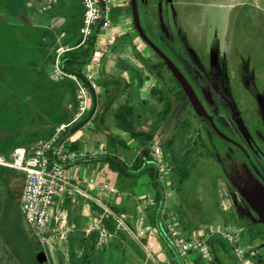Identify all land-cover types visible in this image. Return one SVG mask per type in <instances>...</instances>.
Here are the masks:
<instances>
[{
	"label": "rangeland",
	"instance_id": "rangeland-1",
	"mask_svg": "<svg viewBox=\"0 0 264 264\" xmlns=\"http://www.w3.org/2000/svg\"><path fill=\"white\" fill-rule=\"evenodd\" d=\"M119 1L121 0L116 3L119 4ZM121 2L127 8L130 0ZM138 3H141V0H137V5ZM141 5L143 7L139 19L147 34L168 52L183 72L191 70L197 85L206 91L207 102L200 98L195 89L188 90L196 112L204 118L203 125L209 127L211 122L208 116L217 118L224 109L238 130L245 134L246 126L239 110H243L242 102L247 101L251 112L247 117L248 125L254 128L255 122L264 123V0H146ZM14 10L17 16L15 21H18L15 24H24V7L17 5ZM35 11L34 17L37 19L45 15ZM111 32L118 35V38L114 50L108 53V61L112 62L116 76L131 82V88L114 106L124 103L132 94V102L137 104L143 124L148 125L151 120L148 113L144 112L141 101L148 100L152 103L150 89L155 81L151 79L143 88H139L137 81L132 80L131 73L123 74L122 68L144 69L137 59V53L153 62L158 59L134 30L129 14L120 15L118 20L112 23ZM6 36L0 32V41L3 42L0 46L9 49H6L8 57L17 63L25 61L27 52L13 45ZM101 101L100 99V103ZM108 135L119 136L126 141L128 148L118 146L115 149L108 146ZM201 135L206 138L203 128ZM68 140L79 141L85 153H116L128 163L138 154L137 144L115 127L111 112L107 114L103 126L97 127L92 119L86 127L71 135ZM209 144L206 143L203 148L206 153L211 151ZM211 144L216 152L214 157L207 154L201 158L194 157L193 161H198L190 179L183 184L180 193L169 191L165 208L174 214L175 223L180 228L178 211L182 210L206 232L232 229L237 230L234 231L236 233L244 219L253 217L250 204L263 214L264 184L252 170L235 165L234 159L224 162V167L219 157V139L214 137ZM151 156L156 159L153 151ZM162 157L166 161L164 151ZM114 185L122 196L127 195V204L125 207L112 202L108 204L112 209V206L124 209L121 212L113 209L117 213L132 215H127L126 223L135 227L137 212L146 214L143 204L146 205L154 196L150 180L147 176H142L135 187L128 188L126 185L120 188L116 179ZM5 198V189L0 184V202ZM139 203L142 205L138 207ZM93 204V201L81 197H78L76 203L66 202L61 209L67 215L71 231L63 240L55 238L50 246L42 243L33 234L24 218L23 228L29 240L41 247L49 264H71L72 258L79 260L86 254L93 264H154L147 260L141 246L115 221L109 220V223L105 224L103 219L108 217L104 216L100 207L94 209ZM95 219H102V224H96ZM78 221L81 222L80 230L84 235L76 229ZM92 225L94 229L91 228ZM225 225L230 227L225 228ZM93 232L97 233V237L88 240V244L83 247V238H89ZM149 241L157 261L168 264L171 250L174 251L169 238L163 239L149 234ZM17 245L20 264H37L27 241L20 239ZM241 245L244 246V243ZM216 250L222 264L235 263L236 257L232 252L228 255L220 249ZM72 253L75 256H72ZM175 258H179L177 254ZM0 264H15L5 247H0Z\"/></svg>",
	"mask_w": 264,
	"mask_h": 264
},
{
	"label": "trees",
	"instance_id": "trees-1",
	"mask_svg": "<svg viewBox=\"0 0 264 264\" xmlns=\"http://www.w3.org/2000/svg\"><path fill=\"white\" fill-rule=\"evenodd\" d=\"M26 1L23 0V7L35 14V10L26 6ZM60 3L61 0H57L51 11L45 15H51L55 6ZM71 4L66 16L69 19L66 29L43 28L40 26V18L37 20L38 24L32 28L24 24L0 25V32L7 35L8 37H6L11 43L27 52L26 60L17 63L8 57L9 49L0 46V154L10 158L16 150H30L38 142L52 138L61 127H63L60 133L61 139L67 140L71 135L86 127L92 119L97 127L103 126L107 114L111 112L115 127L126 133L137 144L138 154L135 159L128 163L116 153L106 151L96 154L87 153L84 157L77 159H85L86 163L91 162L98 170L107 166L119 182L118 187L120 188L126 185L128 188L135 187L142 176H147L154 194L153 205L146 208L147 222L158 230L163 239L168 237L171 241L165 225L167 218L166 192L180 193L182 191L183 184L190 179L198 161V159L193 161L195 156L201 158L207 154L209 157H214L216 152L212 149L211 142L218 135L211 124L209 127L203 125L204 118L196 112L186 90L154 51L153 53L158 59L157 62L137 53V59L144 69L122 68L125 72L131 73L132 80L137 81L139 88H143L145 83L151 79L155 81L150 89L152 103L148 100L141 101L144 112L148 113L151 120L150 124H143L137 104L132 102V94L129 95L131 98H128L127 101L114 106L118 99L131 88V82L120 76L108 74L103 66L96 75L101 92L98 95L93 93L90 110L76 120L79 112L78 83L70 75L75 76L79 81L85 80L86 68L95 50L99 27L95 29L92 37L83 42L80 28L84 8L82 2L80 3L81 7H74L73 2ZM141 7H143L141 3H138L139 16ZM126 14L130 15L134 27L130 3L127 8H112V23H115L120 15L126 16ZM134 30H136L135 27ZM144 31L146 32L145 29ZM65 33H70L72 37L66 42L60 43L58 38ZM148 37L151 39L149 35ZM61 45L66 47L63 52L59 53L58 49ZM156 45L168 55L165 49ZM166 47L168 48L167 45ZM113 50L114 46H111L109 52ZM108 53L103 58L102 65L105 63ZM57 62L59 69L64 74L55 78L54 71ZM180 70L183 72L181 68ZM183 74L190 86L203 99L204 95L195 81L194 73L189 70ZM144 126L148 128L143 129ZM202 128L206 138L201 135ZM208 142L211 151L206 153L203 148ZM107 143L108 146L115 149L118 146L128 148L126 141L119 136L108 135ZM154 144H159L162 147L167 156L166 162L172 166L167 185L160 182L156 166L152 164L155 163V159L151 156ZM226 144L231 145L228 142ZM68 148L79 151L80 142L72 141L68 144ZM67 166L69 167L70 164ZM25 182V174L0 165V184L6 192V198L0 202V247L7 249L15 264H20L17 243L20 239H24L37 264H40L39 260L43 251L40 246L29 240L28 234L23 228L22 218L24 217L19 208ZM112 207L117 212L124 211L123 208ZM93 208L98 209V206L93 204ZM178 214L183 234L188 239L192 238V232L199 227L190 220L184 211L179 210ZM109 220L111 219L104 218L103 222L108 224ZM248 222L249 220L246 218L242 224L247 225ZM77 225L76 229L79 231L81 222L78 221ZM263 227V224H259L246 229V234L250 239L248 237L244 240V245L253 246L256 239H262L264 237ZM212 234L210 235L212 236ZM82 235H84L83 232ZM96 237V232H93L89 238L84 237L83 247L88 244V240ZM208 242L212 250V260L206 263L199 254L191 253L195 264H222L216 249L227 254L229 252L235 254L236 244L230 243L228 240L225 242L219 237L212 236ZM256 250V247L246 250L245 257H250L256 264H264L263 257L257 254ZM72 256L75 255L72 253ZM71 264L93 263L86 254L79 260L72 258ZM169 264L184 263L181 259H175Z\"/></svg>",
	"mask_w": 264,
	"mask_h": 264
},
{
	"label": "built area",
	"instance_id": "built-area-1",
	"mask_svg": "<svg viewBox=\"0 0 264 264\" xmlns=\"http://www.w3.org/2000/svg\"><path fill=\"white\" fill-rule=\"evenodd\" d=\"M117 0H81L84 13L80 33L85 42L94 35L99 27V33L95 40V50L85 72V80L79 81L70 75L78 83L79 112L76 120L81 118L90 110L93 102V93L99 94L100 87L96 80V71L101 66L102 59L109 52L112 38L109 30L112 27L111 10ZM57 0H27L26 6L37 10L40 14H47L53 8ZM61 53L60 51H58ZM96 70V71H95ZM57 78L64 73L59 69L58 62L55 65ZM58 132L48 140L38 142L30 150L19 149L12 153L10 158L0 154V165L15 169L26 176L19 208L30 230L42 242L50 246L55 238L63 240L71 231L67 223V215L61 208L65 202L76 203L78 197L93 201L103 210L104 216L115 221L122 227L142 248L147 260L154 264H161L155 258L149 241V234L157 233L146 219L144 213L137 217V225L131 227L126 223L125 213L115 212L108 204L111 195L119 196L120 190L107 182L98 179L99 171L92 167L90 174L84 178L77 174L68 172V164L85 154L70 150L68 144L71 142L62 140ZM153 154L156 156L155 166L160 182L167 185L171 164L164 161L163 149L159 144L152 146ZM102 153V152H98ZM166 192V197L169 196ZM154 198L148 200L143 207L153 205ZM142 203H139V206ZM165 225L170 235L172 246L179 259L184 264H195L191 253L201 256L206 263L213 258L211 246L204 236L186 238L181 228L175 223L174 214L166 211ZM102 216V217H104ZM96 224H102V219H95ZM92 229L93 225L91 226ZM231 243L236 244L232 234L227 235ZM236 257L240 264H256L250 257H245V250L241 247L235 248Z\"/></svg>",
	"mask_w": 264,
	"mask_h": 264
},
{
	"label": "crops",
	"instance_id": "crops-1",
	"mask_svg": "<svg viewBox=\"0 0 264 264\" xmlns=\"http://www.w3.org/2000/svg\"><path fill=\"white\" fill-rule=\"evenodd\" d=\"M121 1H119V4L118 3H114L112 8H114V7H124L123 2H121ZM71 2H73L74 7L75 6L76 7H78V6L81 7L80 0H61V3L59 5L55 6V9H54V11H53V13L51 15H41V17H40V26L43 27V28H46V29H61V28H65L66 29L68 27V25H69V19L66 18V16H67V14H68V12L70 10V7L72 5ZM22 4H23V0H0V25L12 26V25L15 24V22L18 23V21H15L17 16H16V13L14 12L15 11L14 9L16 8L17 5H22ZM22 7H23V5H22ZM24 10H25V17H24L25 18V20H24L25 23H24V25L28 26L30 28H32L33 26H36L38 24V21H37L38 19L34 17V15L36 14V11H35V14H34L32 12H29V10H27L25 7H24ZM32 10H34V9L32 8ZM108 33H109V36L112 38V41H111V44H110V47H111V46L115 45V41L117 40L118 35H115L114 33H112L111 32V28H110ZM71 37L72 36H71L70 33L69 34L65 33V34H62V35L59 36L58 41L60 43H63V42H66L67 40H69V38H71ZM2 43L3 42L0 41V44H2ZM65 47H66L65 45H61V47L58 49V51L63 52L65 50ZM108 57H109V55L107 56V59H106V61H105V63L103 65H102V62H101V66H100L99 70H97V71L95 70L96 71V75L99 73L100 69L103 66L104 70L108 74L116 76V74L113 73L114 69L112 68V62L108 61ZM122 73L124 74L126 72L122 69ZM120 75H122V74H120ZM56 76H57V74L54 71V77L57 78ZM78 152L83 153L85 155L87 154V153H85L82 150L81 143H80V150ZM90 154H93V153H90ZM92 167L97 168L91 162L86 163L85 159H76L68 167V172L70 174H74V175L77 174V173H80V175L82 177L87 178L89 176V174H90L89 171H90V169ZM98 171H99L98 179L100 181L107 182V183H109L111 185H114V180H116V177L111 173V171L108 169L107 166L104 167L101 170H98ZM126 196H124V195L122 196L121 194L119 196L111 195L109 197V199H108V202H112V203H114V204H116L118 206L121 205L122 207H125V205L127 204L126 203V199H127ZM82 199H85V198H82ZM131 204L132 203H130V206H131ZM138 207H139V205H138ZM249 208L251 210V208H253V204H250ZM137 214H138L137 216H139L140 213L137 212ZM127 215L130 216V217L132 216L129 213H127ZM258 217H259V219L255 218V217L247 218L249 220L248 224L247 225H243L242 224L239 227L238 232H236V233L234 231H237V230H232L231 228H230L231 231H228L227 229H226L227 231H223V230L217 229L216 231L211 230L209 232H206L205 230H203L202 228L199 227L197 230H194L192 232V236L191 237L204 236L210 241V238L212 236H215V237L221 238L224 241L228 240V242L231 243V241L228 239L227 235L228 234H233L235 242H236V247H241L245 251L250 249V248L256 247L260 243L261 245H259L257 252H258L259 255H261L263 257L264 252H262V250L264 251V237L262 239H256L254 241V245L253 246H247V245L242 246L241 245L242 243H244V240H246L249 237L246 234V229H248V228L250 229L251 227H255V226L259 225V224H263V226H264V216H263V214H258ZM135 222H136V225H137V218H136ZM227 226L230 227V225H225L224 227L227 228ZM263 229H264V227H263ZM214 233H217V234H220V235H215ZM210 234H212V236ZM152 235L154 237L162 238L161 235L159 234V232L154 233ZM249 239H250V237H249ZM174 253H175V250H174ZM174 253H173V251H171V253H170L171 257L168 260V264L170 263V261L177 259V258H175ZM229 253H231V252H229ZM229 253H228V255H229ZM233 255H235V254L233 253ZM235 257H236V255H235ZM233 264H240L239 259L237 257H236L235 263H233Z\"/></svg>",
	"mask_w": 264,
	"mask_h": 264
},
{
	"label": "flooded vegetation",
	"instance_id": "flooded-vegetation-1",
	"mask_svg": "<svg viewBox=\"0 0 264 264\" xmlns=\"http://www.w3.org/2000/svg\"><path fill=\"white\" fill-rule=\"evenodd\" d=\"M201 92L207 102L208 95L206 91L201 89ZM242 109L239 112L243 117V124L246 126L245 134L238 130L236 125L230 120L226 110L222 109L219 117L214 118L219 130V132L215 130L219 139V157L223 166L224 162L233 161L234 159L235 165H241L243 168L252 170L253 174L264 184V123L255 122V127L251 128L247 120L248 115L251 114L248 101L246 103L242 102ZM226 142L231 145H227ZM251 212L253 217L259 219L258 214L260 213L254 207L251 208ZM259 245L261 244L259 243L256 246L257 250ZM257 250L256 253L258 254ZM42 260L43 257L40 258L39 263Z\"/></svg>",
	"mask_w": 264,
	"mask_h": 264
},
{
	"label": "water",
	"instance_id": "water-1",
	"mask_svg": "<svg viewBox=\"0 0 264 264\" xmlns=\"http://www.w3.org/2000/svg\"><path fill=\"white\" fill-rule=\"evenodd\" d=\"M146 0H141V3L144 4ZM131 4V11H132V18L133 23L136 31L138 32L141 39L165 62V64L168 66V68L171 70V72L174 74V76L177 78V80L181 83L183 88L186 90L187 94L189 95V88L192 89L190 86L187 78L183 74V72L180 70V68L176 65V63L164 52L162 51L145 33L138 14V8H137V0H130ZM190 96V95H189ZM212 126L214 129L219 132L215 122L214 118L212 116H208ZM43 260L40 264H49V261L47 258L43 255Z\"/></svg>",
	"mask_w": 264,
	"mask_h": 264
}]
</instances>
